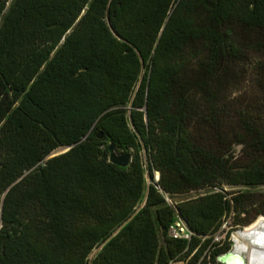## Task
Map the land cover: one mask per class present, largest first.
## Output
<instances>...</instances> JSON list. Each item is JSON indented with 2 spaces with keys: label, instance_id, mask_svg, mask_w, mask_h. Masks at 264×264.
Listing matches in <instances>:
<instances>
[{
  "label": "trees",
  "instance_id": "1",
  "mask_svg": "<svg viewBox=\"0 0 264 264\" xmlns=\"http://www.w3.org/2000/svg\"><path fill=\"white\" fill-rule=\"evenodd\" d=\"M260 187L264 0H0V264H221Z\"/></svg>",
  "mask_w": 264,
  "mask_h": 264
},
{
  "label": "bare ground",
  "instance_id": "2",
  "mask_svg": "<svg viewBox=\"0 0 264 264\" xmlns=\"http://www.w3.org/2000/svg\"><path fill=\"white\" fill-rule=\"evenodd\" d=\"M239 233L245 239L243 253L238 240H235L234 249L230 254L233 259L246 260V264H264V217L246 227Z\"/></svg>",
  "mask_w": 264,
  "mask_h": 264
},
{
  "label": "rangeland",
  "instance_id": "3",
  "mask_svg": "<svg viewBox=\"0 0 264 264\" xmlns=\"http://www.w3.org/2000/svg\"><path fill=\"white\" fill-rule=\"evenodd\" d=\"M10 1H11V0H10ZM9 4H10V2L8 3V5H9ZM62 152H63V150H58V151L56 152V154H59V153H62ZM156 178H157V174L154 175V179H156ZM149 182H150L149 176L146 175V183H149ZM256 191L259 192V193H264V187L257 188ZM204 193H206V191L191 192V193L186 194V195H183V196L175 197L173 200H169V199H167V201H168V203H178V202H181V201H185V200H189V199H194V198H196V197H199V196L203 195ZM261 217H264V216H260V217H258L253 223H255V222H256L259 218H261ZM226 222L229 223V222H230V218L226 219ZM253 223H252V224H253ZM252 224H251V225H252ZM249 226H250V225H249ZM247 227H248V226H247ZM244 229H245V228H243V229L241 230V232H244V231H245ZM227 230H228V227H226V226L223 227L222 231L218 234V236H219V240H224V238H226ZM241 232H238V233H234V232H233V233H230V234H229V238H230V241H231V248H230L229 253H227V254H231V252L233 251V248H234L235 240H238L239 243H240V247H241L240 252H241V255H242V253H243V246H244L245 239H244L242 236H239V233H241ZM96 251H97V250L93 251V253L91 254L90 257H92ZM227 254H225L224 256H226ZM243 255H244V253H243ZM223 258H224L223 256L220 257V258H219V262H220L221 264H226V263L224 262V259H223ZM238 261H239V264H246V260H243V262H241V260L239 259ZM185 264H187V263H185Z\"/></svg>",
  "mask_w": 264,
  "mask_h": 264
},
{
  "label": "water",
  "instance_id": "4",
  "mask_svg": "<svg viewBox=\"0 0 264 264\" xmlns=\"http://www.w3.org/2000/svg\"><path fill=\"white\" fill-rule=\"evenodd\" d=\"M99 137H100V135H99ZM71 147L72 146L60 147L57 150H55L53 153H51L49 155V158L54 157V156L59 155V154H62L64 152L68 151L69 149H71ZM58 150H63V152L56 154V152ZM109 151L111 152L110 156H109V162L110 163L115 164L117 166H121V167H127L129 165L131 158L129 157V155L126 152L117 153L114 151L113 146L109 147ZM155 180L156 181L158 180V174H157V178ZM223 257H224L223 258L224 262L226 264H239V261L237 259H233L230 254H227L226 256H223Z\"/></svg>",
  "mask_w": 264,
  "mask_h": 264
},
{
  "label": "built area",
  "instance_id": "5",
  "mask_svg": "<svg viewBox=\"0 0 264 264\" xmlns=\"http://www.w3.org/2000/svg\"><path fill=\"white\" fill-rule=\"evenodd\" d=\"M224 225L221 227L218 233L214 235V241H219L218 234L222 231ZM242 230V229H241ZM241 230L237 229L234 233L241 232ZM167 235L173 239L177 240H190L192 232L188 229L186 224L181 220L177 219L173 224H171L168 228ZM170 264H185V262H171Z\"/></svg>",
  "mask_w": 264,
  "mask_h": 264
}]
</instances>
